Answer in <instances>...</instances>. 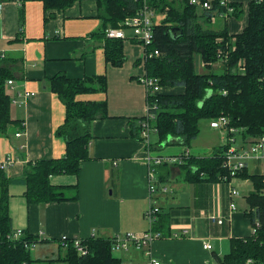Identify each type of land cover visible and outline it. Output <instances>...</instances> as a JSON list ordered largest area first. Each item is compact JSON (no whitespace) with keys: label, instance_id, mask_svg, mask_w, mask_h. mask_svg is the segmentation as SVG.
Segmentation results:
<instances>
[{"label":"crops","instance_id":"obj_1","mask_svg":"<svg viewBox=\"0 0 264 264\" xmlns=\"http://www.w3.org/2000/svg\"><path fill=\"white\" fill-rule=\"evenodd\" d=\"M234 1L249 7L250 0ZM245 13L240 20L228 17L230 35L246 28V9ZM103 26L95 0L77 1L66 10L47 13L39 1L3 2L0 56L4 55L2 59L8 61L13 74V88L6 85V93L15 124L0 131V163L13 158V163L2 169L13 180L9 189L13 228L40 239L31 250L32 258L38 262L65 263L62 261L67 250L61 242L64 236L84 241L111 239L125 233H146L151 228L146 218L150 206L147 147L137 136L139 121L148 108L146 88L138 80L148 72L145 50L128 30L129 37L123 40L126 60L121 67L113 66L106 61V39L100 36ZM58 74L75 80L105 75L106 92L79 95L77 99L106 102L108 117L92 121L90 157L82 162L79 173L50 176L55 187L77 189L78 198L29 204L25 196L27 187L19 180L36 162L66 155L67 143L57 135V130L65 123L67 108L48 86L49 80ZM25 92L32 95L18 96ZM168 92L178 94L184 89ZM12 98L21 103L14 104ZM18 133L21 135L17 136ZM153 135L158 140L157 134ZM151 141V153L155 150V156H161L158 151L164 146L156 148L154 138ZM250 166L255 167V172L264 170L258 161L250 162L248 170ZM157 179L160 187L168 189L167 193L160 190L155 198L170 229L151 244L150 253L162 264H216L217 255L223 257L229 252L231 239L252 236V222L245 211L239 210L249 206L247 197L253 190L250 180L233 179L231 185L240 191V196L232 197L228 183L190 182L176 164L159 166ZM232 202L237 205L236 210L231 209ZM211 215L222 217L224 222H212ZM206 242L213 245L212 250L204 248ZM54 251L55 259L49 260ZM114 254L131 264L150 260L144 252L135 250Z\"/></svg>","mask_w":264,"mask_h":264},{"label":"trees","instance_id":"obj_2","mask_svg":"<svg viewBox=\"0 0 264 264\" xmlns=\"http://www.w3.org/2000/svg\"><path fill=\"white\" fill-rule=\"evenodd\" d=\"M26 2L39 1L49 10H66L77 1L83 0H0ZM99 7V17L104 22L100 36L106 39V61L121 67L126 60L123 40L109 39L106 30L119 28L122 23L134 16L140 8L136 0H95ZM155 11L154 45L148 52L159 49L161 55L145 60L147 75L159 80L161 91L149 100L158 109L153 123L158 128L156 148L169 143L172 137L182 145L189 146L200 133L201 119H229V128L241 136L242 143L250 139L264 137V0H251L248 7V25L239 34L230 35L227 19L221 25L212 26V18L228 13L237 20L243 19V3L233 1L229 12L220 0L213 1L212 9H202L189 4V0H150ZM221 19V18H220ZM172 29V30H171ZM171 30V31H170ZM228 51L223 60L221 72L213 67L218 63V51ZM203 63V72L197 69V58ZM13 74L8 61L0 56V131L15 124L10 114L11 100L6 93L7 81ZM50 90L56 94L67 108L65 123L57 130V135L67 143L66 155L60 159L41 160L32 165L19 182L26 185L27 202L47 204L78 198V191H68L50 183V176L57 174H78L83 161L89 156V144L92 139L90 126L95 119L108 117L106 102H85L77 99L79 95L106 92L105 75L87 77L83 80L69 79L58 74L49 80ZM183 88V93L168 92L169 89ZM148 105V98H147ZM144 118V117H143ZM142 118V119H143ZM141 119V120H142ZM140 120V121H141ZM138 139L144 141L140 132ZM231 144L221 145L211 156L193 155L181 166L190 182L209 181L228 183L229 170L223 167V156ZM188 148V147H186ZM152 150V144L149 146ZM257 161V160H256ZM255 161V162H256ZM260 162V161H258ZM263 162V161H262ZM264 171V170H263ZM236 178L248 179L253 190L247 197L250 210L245 211L252 226H259L252 236L243 239H231L230 250L223 257L216 256L218 264H264V172L249 173L248 167ZM15 182V181H14ZM10 179L0 168V264H33L31 250L25 247L35 237L25 235L9 241L7 235L17 230L13 228L10 215ZM237 189L236 187H234ZM240 196V191L237 189ZM162 193V192H161ZM232 196V195H231ZM232 196V197H239ZM234 203V202H232ZM158 204V201H157ZM236 205V204H235ZM156 222L152 229L162 234L170 227L166 216L158 204ZM115 237V236H114ZM111 239L92 238L84 241L89 253L80 255L71 240L67 241L66 264H131L115 256ZM39 243V242H38ZM130 250L139 251L132 247Z\"/></svg>","mask_w":264,"mask_h":264},{"label":"built area","instance_id":"obj_3","mask_svg":"<svg viewBox=\"0 0 264 264\" xmlns=\"http://www.w3.org/2000/svg\"><path fill=\"white\" fill-rule=\"evenodd\" d=\"M140 2V8L136 12V14L128 19H126L121 27L113 28L110 27L106 30V37L109 39H118L125 40L128 39L127 31H131V37L137 41H139L144 50L145 55L144 59L159 57L161 52L159 49L153 50L150 52L147 49L151 48L154 45L155 41V33H154V20L156 18V14L154 9L150 4V0H136ZM214 0H189V4L200 7L202 9H212ZM234 0H220V5L225 6L229 12H232L234 9L230 6V4ZM260 1V0H257ZM3 7V1H0V14ZM228 13L219 14V16H215L213 19H228ZM228 51L219 50L218 51V59L223 60L228 57ZM4 57V55L2 56ZM139 82L144 85L146 88L148 105H147V113L144 118L140 121V132L143 137V143L147 147V153L145 156L146 163L149 166V191H150V206L148 211L146 212V218L150 223V230L146 233L135 234V233H125L123 235H117L113 237L112 241V250L113 251H125L128 252L132 247L136 250L142 251L146 256L150 257V260L145 264H162L160 261L151 257L150 246L156 240L159 239L162 234L154 231L152 227L156 222V212L159 210L157 200L155 195L161 190L162 193H167L168 189L165 186L160 187L159 180L157 179V168L163 164H176L182 166L185 164L186 159H188L192 154L189 148H186L185 151L179 156H153L149 146L151 145L152 135L158 134V128L153 125L156 119V110L158 109L156 104H149V100L155 97L160 91L161 87L159 86V80L156 78L149 77L147 74L139 77ZM14 82L12 80L7 81V86L13 88ZM32 94L30 92H25L24 95L19 94V97H29ZM12 102L14 104H20L21 100L12 98ZM210 126L212 128H224V130L228 134L237 133V130L234 128H229V119L226 117H220L217 120L211 121ZM21 133H18L17 136H20ZM228 143L231 144L225 156H223V167L229 170V174L231 175V179H228L227 176L222 178L223 181H229L235 179L237 175L246 169L250 162L253 161H263L264 162V137L258 139H250L242 145L237 144V140L235 136H232L228 139ZM13 163V158L8 157L6 161L0 163V168L5 169ZM232 196H239V192L234 187L231 188ZM154 196V197H153ZM231 209L236 210L235 203H231ZM210 220L214 223L222 224L224 222L222 217H218L216 215H211ZM259 226V222L253 227V233L256 232L257 227ZM26 233L22 229H17L12 233L7 235V239L9 241H13L15 239H20L25 237ZM39 238L30 241L25 245L29 250H33L36 248L39 242ZM71 240L73 245L77 249V252L80 255H86L89 253V248L85 244L84 240L79 238H69L64 236L61 239L62 245L67 246V241ZM2 243V239H0V245ZM204 248L206 250H212L213 245L209 242L204 244ZM218 264V263H216Z\"/></svg>","mask_w":264,"mask_h":264},{"label":"rangeland","instance_id":"obj_4","mask_svg":"<svg viewBox=\"0 0 264 264\" xmlns=\"http://www.w3.org/2000/svg\"><path fill=\"white\" fill-rule=\"evenodd\" d=\"M245 9H246V11H248V7L244 8V10ZM222 22H223L222 19H219V18L216 19L215 18L212 20V26L218 28ZM224 63H225L224 60H219L218 63L213 65V67L215 68V70L218 73H220ZM196 65H197L198 70L200 72H203L204 66H203V63L201 62L200 58L197 59ZM210 123H211V120H209V119L204 118V119L200 120V122H199L200 133L198 134L196 139L191 141L189 146L182 145L181 143L176 144V142H173L174 139L172 137H170L169 143L167 145L163 144L164 147L162 149H159L158 154L161 156H164V157L179 156L184 152V149L186 147H188L190 150L192 149L196 154H200L201 156H206V155L211 156L214 153V151H213V153H211L210 151L213 149L217 150L222 144L227 143L229 136H228V133L222 127L218 128V129H212L210 127ZM153 136H152V138H154L153 143H157L158 140H156V137H153ZM236 140H237L238 145H242V139L239 141V136L236 137ZM176 141H178V140H176ZM210 153H211V155H208ZM155 154H156V151L155 150L152 151V155L155 156ZM200 155H198V156H200ZM260 163L263 164V166H264V162L260 161ZM256 171H258V170H256ZM259 172H264V171L259 170ZM249 173H251V174L256 173L254 166L249 167ZM236 209H237V205H236ZM239 210L248 211V210H250V207L249 206L242 207V208L239 207ZM118 254H119V252L116 255H118ZM53 256H50L49 260L55 259L56 251L53 252ZM38 263L39 264H65V263L54 262V261H48V262H46V261H41V262L35 261L33 264H38Z\"/></svg>","mask_w":264,"mask_h":264},{"label":"water","instance_id":"obj_5","mask_svg":"<svg viewBox=\"0 0 264 264\" xmlns=\"http://www.w3.org/2000/svg\"><path fill=\"white\" fill-rule=\"evenodd\" d=\"M171 30H172V29H171ZM171 30H170V31H171Z\"/></svg>","mask_w":264,"mask_h":264}]
</instances>
